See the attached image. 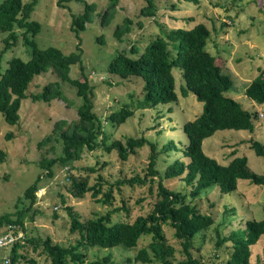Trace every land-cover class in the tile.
<instances>
[{
  "label": "rangeland",
  "instance_id": "rangeland-1",
  "mask_svg": "<svg viewBox=\"0 0 264 264\" xmlns=\"http://www.w3.org/2000/svg\"><path fill=\"white\" fill-rule=\"evenodd\" d=\"M153 1L157 8L155 18L141 14V10L148 6L147 0H120L113 10L114 19L108 26H102L101 15L111 7L109 0L37 1L30 21L40 23L41 30L34 40L42 50L57 48L65 55L81 53L84 70H81L80 64L72 65L70 76L81 81L87 78L93 87L94 112L104 127V139L96 150L85 149L81 158L71 165L72 168L57 164L53 167V178L45 176L49 171L43 169L41 164L46 159L63 155V146L56 139L43 142L53 134L58 121L76 122L78 107L83 103L76 88L58 80L52 71L37 76L28 94H38L47 85L59 83L67 101L55 99L47 103L34 102L30 98L23 100L16 126L8 125L0 116V150L5 153V158L0 161V219L5 215L16 218L19 212L25 211L24 227H11L22 232L27 239L34 238L42 242L50 238L53 243L63 246L74 245L79 235L70 230L72 219L67 207L79 214L82 222L115 210L114 223L133 222L139 216L148 215L158 200V184L166 169L176 160L187 162L184 151L189 140L183 132V126L202 113L203 104L192 93L187 98L182 97L184 72L179 69L173 71L179 100L157 107L146 105L143 91L145 84L141 79L130 77L124 80L108 72L117 52H125L136 59L144 53L148 43L157 36L167 38L172 29L191 30L198 24L206 25L211 31L206 50L217 58L234 82L226 95L236 100L244 110L259 113L253 132L219 131L204 141L205 154L223 165H228L235 157H247L249 168L257 174H264V158L252 149L254 141L264 145V105L257 104L245 94L253 81L264 77V0ZM2 2L4 0H0V4ZM85 3L95 4L97 11L93 22L77 34L72 30V23L83 15ZM126 19L132 22L131 31L120 40L116 38L115 32ZM16 32L18 38L14 46L1 60L2 70L8 67V62L13 58L24 61L31 59V50L25 43L23 31L16 29ZM6 37L0 34V54ZM134 45L139 48L136 55L130 53ZM122 108L134 111V116L121 126L107 121L112 113ZM128 138H144L150 145L147 144L126 160H122L116 150L106 151L104 143L111 145L114 141L125 142ZM171 142L176 144L178 151L159 155L156 169L160 176L151 177L148 172L151 145L160 151ZM147 175L149 178L144 186H115L117 182ZM68 176L76 179L89 176L91 186L99 181V176L103 177L104 192L110 186L114 187L112 204L99 201L104 199V192L96 198L92 193H87L84 198L74 197L69 189L72 180H66ZM39 177L43 179L36 193L37 200L31 206L24 195ZM163 183L169 189L189 193L190 188L177 179H164ZM238 183L236 192L222 194L217 187H213L194 201L201 213L215 219V224L195 240L194 257H202L206 262L217 264L227 262L230 258L228 247L231 245L226 243L219 248L218 241L234 230L244 229L248 221L264 220V188L245 180ZM191 201L188 197V202ZM5 230L0 229V235ZM164 230L169 242L177 250L178 258L181 257V246L175 240L174 230L167 226H164ZM42 251V247L35 250L34 246L26 244L19 253L28 255L27 260L33 258L37 264H51ZM88 251L89 263L111 256L116 264H141L135 261V249L93 247ZM13 255L10 246L0 249V264H11ZM27 260L22 259L17 264H27ZM251 264H264V237L252 247Z\"/></svg>",
  "mask_w": 264,
  "mask_h": 264
},
{
  "label": "trees",
  "instance_id": "trees-1",
  "mask_svg": "<svg viewBox=\"0 0 264 264\" xmlns=\"http://www.w3.org/2000/svg\"><path fill=\"white\" fill-rule=\"evenodd\" d=\"M38 0H4L0 4V34L7 37L3 40L4 48L0 54V116L10 126H16L20 120V109L22 101L32 99L34 102L50 103L55 99L67 101L59 83L47 85L38 94H28V89L33 80L44 73L52 71L61 82H67L77 90V95L83 103L78 107V120L68 123L60 120L54 125L53 134L45 139L55 140L63 146L60 157L46 159L42 168L49 172L47 178H53V167L57 164L67 165L79 160L84 150L94 151L100 147L104 139V127L94 112V92L87 78L83 81L72 79L70 76L72 65L80 64L84 70L81 53L65 55L57 48L46 50L39 49L34 37L40 32L41 25L36 21H30L31 13ZM72 1V0H65ZM110 8L101 15L102 26H108L114 19L113 10L118 6L120 0H109ZM195 1L197 0H188ZM148 6L141 10L144 17L155 18L157 14L156 3L147 0ZM112 10V11H111ZM97 6L85 3L84 13L75 18L72 30L77 34L86 30L88 24L93 22ZM126 23V24H125ZM117 27L115 36L118 39L131 31V21ZM16 29L23 31L26 45L30 48L31 59L24 61L13 58L8 62V67L2 70L1 60L4 54L11 50L18 38ZM211 37V31L204 24H198L191 30L182 28L172 29L167 38L157 36L144 48V53L133 59L125 52H117L108 67L111 75L118 76L124 80L136 77L144 82L143 91L146 97V105L157 107L161 104L177 102L179 96L176 92V78L173 71L179 69L183 73L184 84L182 86V97L187 98L190 93L203 104L202 113L193 121L183 126L189 144L184 151V158L173 162L165 171L162 180L158 184V200L154 209L145 216H139L133 222H113L111 211L95 219L86 222L81 221L79 214L67 207L72 223L70 230L78 233L79 239L74 245L63 246L53 243L47 238L38 242L34 238L26 242H18L13 248L11 264H17L20 260H27L28 255L19 253L26 244L42 247L43 253L50 259L51 264H116L111 256H106L94 262H88L89 249L99 247L110 249L124 247L135 249V261L141 264H217L206 262L193 255L195 240L198 236L207 232L214 224L215 219L210 215L201 213L199 207L194 203L204 191L217 187L222 194H230L238 190L240 180L249 181L255 186L264 188V174L260 175L249 168L247 157H235L228 165H223L216 159L209 157L203 150L205 140L213 137L219 131H251L255 129L254 122L258 120L259 113H251L244 110L242 106L226 94L233 88L234 82L231 75L223 69L217 58L207 50V44ZM139 48L134 45L130 53L136 55ZM248 98L259 105H264V77L253 81L245 90ZM134 116V111L122 108L108 117V122L118 126L126 123ZM55 135H58L56 138ZM11 138V136H8ZM42 143V144H43ZM150 143L144 139L128 138L125 142L114 141L111 145H105L107 152L116 150L122 160L135 155L139 149ZM252 149L258 156L264 158V145L259 141L252 143ZM176 150L175 143H168L160 151L151 145L148 172L151 177L160 176L156 169L158 157ZM5 158V153L0 150V161ZM136 176L117 182L115 186H144L149 178ZM43 177L25 192V199L31 202V206L37 200L36 193L40 189ZM91 186L89 176L75 178L68 176L67 181L72 180L70 191L76 198H84L87 193H92L96 198L103 191V177ZM177 179L183 182L189 189L188 194H183L164 185L163 180ZM114 187L104 192L99 201L103 204H112L114 198ZM188 197L192 199L188 202ZM25 212V211H24ZM24 212H19L16 218L5 215L0 219V229L10 226L24 227ZM164 226L174 230V237L181 246L178 258L177 250L169 242ZM264 237V220H251L246 223L244 229L232 231L227 237L218 241V247L230 243V258L221 264H251L252 247ZM144 244V245H143ZM199 251V249H198ZM130 261V260H128ZM27 264H37L33 258L27 260Z\"/></svg>",
  "mask_w": 264,
  "mask_h": 264
},
{
  "label": "built area",
  "instance_id": "built-area-1",
  "mask_svg": "<svg viewBox=\"0 0 264 264\" xmlns=\"http://www.w3.org/2000/svg\"><path fill=\"white\" fill-rule=\"evenodd\" d=\"M26 236L22 232H17L13 227H9L4 234L0 235V249L13 247L16 243H25Z\"/></svg>",
  "mask_w": 264,
  "mask_h": 264
}]
</instances>
